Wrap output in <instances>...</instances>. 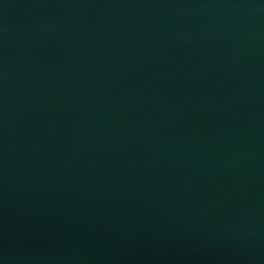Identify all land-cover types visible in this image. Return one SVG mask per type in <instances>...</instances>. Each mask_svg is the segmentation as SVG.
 Listing matches in <instances>:
<instances>
[{"label":"water","instance_id":"1","mask_svg":"<svg viewBox=\"0 0 264 264\" xmlns=\"http://www.w3.org/2000/svg\"><path fill=\"white\" fill-rule=\"evenodd\" d=\"M0 264H264V0H0Z\"/></svg>","mask_w":264,"mask_h":264}]
</instances>
